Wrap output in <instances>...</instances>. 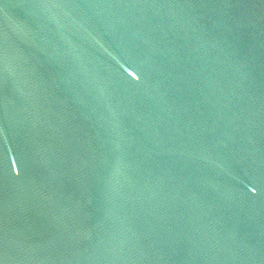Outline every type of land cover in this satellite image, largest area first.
I'll return each instance as SVG.
<instances>
[{"label":"water","instance_id":"1","mask_svg":"<svg viewBox=\"0 0 264 264\" xmlns=\"http://www.w3.org/2000/svg\"><path fill=\"white\" fill-rule=\"evenodd\" d=\"M0 264H264V0H0Z\"/></svg>","mask_w":264,"mask_h":264}]
</instances>
